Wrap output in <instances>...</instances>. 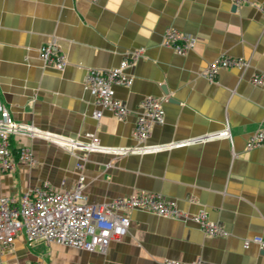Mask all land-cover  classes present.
<instances>
[{
    "label": "crops",
    "instance_id": "1",
    "mask_svg": "<svg viewBox=\"0 0 264 264\" xmlns=\"http://www.w3.org/2000/svg\"><path fill=\"white\" fill-rule=\"evenodd\" d=\"M262 6L264 0L240 6L231 0H0V102L14 122L127 149L137 147L133 128L141 100L155 97L164 111V122L143 145L160 150L88 153L81 172L75 165L82 152L73 156L43 139L13 136L15 158L26 147L34 163L16 160L12 172H0V197L17 201L43 184L71 190L82 175L89 204L149 192L173 201L189 218L134 210L128 233L105 253L42 240L28 244L21 233L0 250V264H264L259 245L243 246L253 238L264 242V146L245 149L249 135L264 131V85L250 83L254 73H264ZM167 28L191 36L193 48L178 55L163 47ZM50 41L65 57L61 70L39 58ZM140 49L142 56L127 71L132 84L115 87L127 109L118 121L85 89L86 71L117 67ZM221 56L241 58L248 67L222 69L207 81L202 70ZM226 128L230 138L204 139ZM202 212L228 235L202 233L190 219Z\"/></svg>",
    "mask_w": 264,
    "mask_h": 264
},
{
    "label": "built area",
    "instance_id": "2",
    "mask_svg": "<svg viewBox=\"0 0 264 264\" xmlns=\"http://www.w3.org/2000/svg\"><path fill=\"white\" fill-rule=\"evenodd\" d=\"M231 2L235 6H240L247 4L249 0H231ZM260 11L264 19V6L260 8ZM162 46L171 49L178 55H185L193 48L194 40L189 35L182 34L173 28H167L162 36ZM142 51L140 49L131 52L117 67L86 71L85 89L94 96L95 102L100 108L109 110L118 121H122L126 117L127 109L116 98L115 87H129L132 84L133 78L127 71L142 56ZM39 58L44 64L57 70L63 69L66 64L64 55L53 41L40 48ZM232 67L244 70L248 67V63L241 58L221 56L207 64L201 75L207 81L214 82L220 70ZM250 83L253 86H263L264 73H254L250 78ZM139 108L140 111L133 128V138L137 147L106 149L99 145L96 137H91L88 143H81L74 139L43 132L31 124L16 123L0 102V172H12L15 169L16 160L29 165L34 163L32 151L26 147L17 149L15 158L11 146L13 136L40 138L55 144L73 156H77V152H82L83 155L77 156L78 161L75 165L79 172L84 168L88 153L125 155L156 152L160 149L145 148L143 145L152 128L164 122L162 102L155 97L148 96L141 100ZM100 116L99 111L93 113L95 119H99ZM222 137L230 138L228 128L220 134L207 136L204 139ZM185 144H189V142ZM263 146L264 131L262 130H257L249 135L245 142L246 150ZM84 184V177L79 175L71 190L58 192L49 188L47 184H43L41 187L24 191L17 201L13 197H0V250L10 248L16 236L22 233L28 244L42 240L46 243H55L86 252L105 253L110 242L118 241L128 233L129 213L134 210L149 212L165 218L189 219L188 216L179 212L173 201L156 193L136 192L128 197L116 198L104 204H89L83 194ZM190 219L207 236L226 237L228 235L222 226L210 221L204 212L196 214ZM250 242L259 245L264 253L262 239L246 240L243 246L247 248ZM160 264H202V262L183 263L164 259Z\"/></svg>",
    "mask_w": 264,
    "mask_h": 264
}]
</instances>
